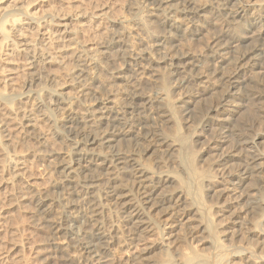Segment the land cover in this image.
Returning a JSON list of instances; mask_svg holds the SVG:
<instances>
[{"label": "rangeland", "instance_id": "1", "mask_svg": "<svg viewBox=\"0 0 264 264\" xmlns=\"http://www.w3.org/2000/svg\"><path fill=\"white\" fill-rule=\"evenodd\" d=\"M236 3H241V6L248 3L264 4V0H240ZM206 5L205 13L210 16L213 26L199 37L200 40L193 41L191 36L180 40L182 46L190 49L195 56L199 55L205 41H211L226 30L238 38L246 35L241 26L228 29L233 22L229 17L232 11L227 9L230 4L222 8L223 11L217 6V2ZM151 6L149 0H0V77H8L5 81H0L1 92L7 96L0 100V264H96L81 259L66 235L52 236L41 228L40 215L31 201V186L47 189L54 184H61L63 188L54 193L60 200L61 207L53 208L48 215L49 218H56L60 211L67 213L77 210L73 207L82 200L75 199L77 195L84 198L83 187L86 180L77 178L70 183L54 170L55 158L48 155L50 151L60 154L69 152L70 146L66 138L54 135L52 123L42 121L38 124L37 132L47 134L49 144L46 148H41L33 140H18L15 132H8L10 128L5 130L3 127L6 118L14 116L9 111L25 108L32 101L40 102V114L54 118L57 110L52 106V100L57 90L56 83L63 86L62 98L72 99L82 111L94 109L98 100L108 92L107 85L112 77L125 67L131 71L129 60L145 55L144 51L160 36L153 24L145 23L149 13H152ZM101 13H104L103 17H95ZM116 16L126 18V25L131 32L121 46L115 43L119 32L108 23ZM62 18H66L69 32L63 36L76 45L78 56L88 58L91 63L93 60L99 61V66H87L83 62L73 64L63 56L57 57L52 50H46L47 52H42L44 59L51 57L52 62L44 66V72L39 74L36 71L44 59L35 56L34 68L29 70L27 62L31 59L27 61L24 52H11L10 49L20 41L33 45V50L37 53L47 46L66 45L68 42L65 43L62 39L60 43H52L54 37L61 33L54 25ZM28 21L34 26L20 34L18 31L26 28L24 24ZM3 33L7 38H4ZM46 38L52 44L45 47L43 45L47 42ZM229 43L225 38L221 41L222 46L227 49L225 61L214 62L211 67L205 65V75L213 80L201 92H197L191 85H180L177 88L173 79H170L168 100L173 112L169 121L163 118L165 113L155 109L158 99L163 96V91L158 87V78L154 75L146 78L139 90L143 98L140 106L143 109L129 117L132 126L128 139L131 140L120 143L119 150L129 159H136L151 174H167L185 179V166L175 156L167 155L163 149L155 150L147 139L145 141L144 134L151 129L171 141H176L177 135L186 136L195 156V168L199 172H207L211 178L218 180L223 170L234 169L237 158L230 159L221 167L215 166L221 156L234 154L230 147L233 135L226 133L225 143L214 148L210 142L217 137L216 132L213 128L204 126L210 118V109L221 99L220 90L215 84L214 69L220 67L222 72L228 73L236 63L237 55ZM238 47L240 50L245 45ZM93 48L101 54L107 53V58L99 56L102 60H98V55L92 53ZM154 56L159 57V52ZM258 64L259 67L250 69L243 63L240 76L253 81L261 100L249 104L239 102L236 107L240 112L234 119V126L239 129L247 125L250 134L264 136V57ZM201 67L203 64L199 63V69ZM152 70L156 71L155 75L165 70L168 72L163 64H152ZM84 71L88 73L87 81H92L89 86L91 91L88 93L77 82L78 74ZM127 75L134 76L128 72ZM15 92L17 95L10 98ZM24 96H29V100H25ZM148 99L153 103L151 111L145 109ZM185 100H190L191 104H180ZM179 105L181 108H178ZM143 123L149 126H143ZM252 148L263 152L264 139L254 143ZM28 151L31 152L26 153ZM40 151V156L33 155V152L35 154ZM246 153L248 151L245 150L239 154L241 156ZM130 164L128 162L125 165L127 169L131 168ZM15 171L20 173L18 178L13 177ZM104 187L102 184L97 191L98 208L93 212L95 222L92 224L109 239V254L111 261L113 260L111 264H159L167 261L171 264H185L184 260L193 256L204 258L205 261L199 264H264V175L248 178L232 196L229 194L218 198L203 191V205L214 225L216 245H212L206 231L199 232L197 236L192 235L190 228H196L197 225L195 216L184 214L169 228V219L153 208L146 209L144 213L145 222L151 224V232L134 235L126 223L121 205L102 194ZM172 188L165 187L160 194ZM67 199L73 201L72 205H64ZM254 202L259 206L251 210ZM222 219L226 222L221 223ZM221 224L227 225V228L224 230ZM188 264L198 263L193 260Z\"/></svg>", "mask_w": 264, "mask_h": 264}, {"label": "bare ground", "instance_id": "2", "mask_svg": "<svg viewBox=\"0 0 264 264\" xmlns=\"http://www.w3.org/2000/svg\"><path fill=\"white\" fill-rule=\"evenodd\" d=\"M238 1L240 0H206L205 2H201V0H149V5H152V13H149L145 23L153 24L160 36L144 51L145 55H138L129 60L131 71L125 67L123 71L112 77L107 85L108 92L98 100L94 109L82 111L72 99L62 98L63 86L56 83L57 90L53 97L54 100H52V106L57 110V115L54 118L39 113V101H32L25 108L9 111V114L14 116L6 118L7 121L3 128L5 130L10 128L8 132H15L18 140L30 139L41 148H46L49 144L47 134L37 132V128L40 122L49 121L53 126H51L53 134L63 136L68 141L69 152L60 154L50 151L48 155L55 158L54 170L66 177L70 183L77 178L86 180L83 187L84 198H80L78 195L75 197L77 200L82 199L77 202V206L73 205V208L77 210L67 213L60 211L56 218H49L48 215L53 208L61 207L60 200L54 195L55 191L63 188L61 184H54L47 189L31 186V201L40 215L41 228L47 230L52 236L64 234L69 237L71 247L77 250L79 257L84 258L86 262L111 264L113 261L109 254V239L92 224L95 222L93 212L98 208L97 191L102 184L105 185L102 188V194L121 205L126 223L134 235L151 232V224L145 222L144 213L146 209L153 208L169 219V228H172L178 218L184 214L195 216L197 225L196 228H190L192 235L197 236L199 232L206 231L212 245H216L217 237L214 225L207 216L206 208L203 205V191L218 198L227 197L229 194L232 196L248 178L264 175V151L252 148L254 143L264 139V136L250 134L247 125L242 127L243 129H236L234 126V119L240 112L236 107L239 102L249 104L261 100L257 95L253 81L242 78L240 72L243 63L247 65V68H256L259 67V60L264 57V4L243 3L244 5L241 6V3L236 5ZM212 2H217L221 11H223L222 8L228 7L230 4L227 9L232 11V15L230 14L229 17L233 22L231 23L232 27L228 29L233 30V27L241 26L246 35L238 38L230 33L231 31L226 30L211 41H205L204 47L200 48L199 55L195 56L190 49L182 46L180 40L189 36L193 38V41L200 40L199 37L213 26L210 16L205 13L208 6L206 3ZM219 8L216 9L219 10ZM134 10L138 11L137 8ZM103 16L104 13H101L95 17ZM247 17L249 19L243 22ZM65 21L66 18H62L54 25L55 28L61 30L58 35L62 37L56 35L52 43L56 41L60 43L62 39L63 42H68L66 45L47 46L52 43L49 42V38H46L47 42L43 46H47V48L39 53L33 50V45L23 41L13 45L10 51L24 52L27 61L29 58L32 60V62L31 60L27 62L31 71L34 68L35 57L44 59L45 55L43 56L42 52L46 50H52L57 57L63 56L64 59L71 60L73 64L83 62L87 66L98 67L99 61L93 60L91 63L88 58L78 56L76 45L71 44L69 39L63 36L69 33ZM126 22L124 16H116L108 21L110 26L119 32L115 43L120 46L122 41L131 35ZM24 25L27 27L21 28L18 31L20 34H22L21 31H28L34 26L31 21ZM3 36L7 38L5 33ZM224 38L229 40L234 54L237 55L236 63L233 70L228 73L222 72L220 67L214 69L215 84L220 90L221 99L214 108L210 109V118L206 120L204 126L213 128L216 132L217 137L210 142L214 148L225 143L227 136L224 135L226 133L233 135L230 147L234 154L221 156L215 166L221 167L230 159L237 158L236 166L234 169L231 168V171L223 170L222 176L218 180L215 177L211 178L207 172H199L195 168V156L190 150V141L186 136L177 135L176 141H171L147 128L148 132L144 134L145 141L148 140L149 145L153 146L155 150L163 149L167 155L175 156L185 166L187 177L181 180L177 176L151 174L136 159H129L118 148L120 143L131 140L128 139L131 133L130 126H132L129 117L134 115L137 110L143 109L140 106L143 98L139 94L143 81L153 75L158 78V87L163 91V96L158 99L155 109L165 115L167 113L163 118L165 121H169L172 119L173 112L168 100L170 79H173L177 88L180 85H191L196 88L197 92H201L208 87L213 79L210 80L205 75V65L211 67L214 62L225 61L227 49L221 44ZM242 44L245 47L238 50V45ZM20 48L23 49L19 51ZM157 52H159V57L154 56ZM92 53L98 57L105 56V59L107 58L105 55L107 53L101 54L96 48L92 49ZM98 60H102V58L99 57ZM51 62L52 58L47 57L41 61L36 71L42 74L45 70L44 66ZM199 63L203 64L200 69ZM83 64L80 66L83 67ZM152 64H163L169 73L165 70L155 75L156 71L152 70ZM127 72L134 76L127 75ZM80 73L77 82L81 84L80 88L88 93L91 91L89 86L92 81H87V72ZM7 78V76L0 77V81L3 82ZM16 95L17 92L11 94L10 98ZM6 97L0 89V100L6 99ZM24 99L29 100V96H24ZM190 100L182 101L180 104L183 106L191 104ZM152 104V101L148 99V107L146 106L145 109L151 111ZM178 108H181V105ZM143 126L149 125L143 123ZM245 150L248 153L240 156L239 153ZM41 154V151L35 154L33 152L34 156ZM128 162L131 163L130 169L125 166ZM19 170L21 171V169ZM19 175L20 173L15 171L13 177L18 178ZM165 187L173 188L160 194L161 189ZM72 202L67 199L64 205H72ZM258 206L259 204L254 202L250 209L254 210ZM220 222L225 223L226 220L222 219ZM221 225L224 230L227 228V225ZM193 260H196L198 264L205 261L203 257L193 256L185 259L184 263L188 264ZM159 264L171 263L167 261Z\"/></svg>", "mask_w": 264, "mask_h": 264}]
</instances>
